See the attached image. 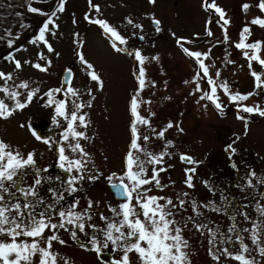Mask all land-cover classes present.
Masks as SVG:
<instances>
[{
  "label": "rangeland",
  "instance_id": "rangeland-1",
  "mask_svg": "<svg viewBox=\"0 0 264 264\" xmlns=\"http://www.w3.org/2000/svg\"><path fill=\"white\" fill-rule=\"evenodd\" d=\"M51 2L55 3L56 0H0V73L11 75V79L0 78V89L6 87L10 93H19L16 99H13L0 91V99L10 107H15L17 100L25 103L28 93L39 89L27 107L16 110L7 119L0 118V140L9 145L8 150L18 151L25 158L29 153H34L36 166L27 167L26 172H29L28 170L37 169L45 164L42 158H46L43 154L47 152L50 143H44V140L51 141L57 136L59 140L52 145L53 160L60 161L58 148L63 145L69 159L86 162L83 169L85 174L91 172L89 176L99 177L103 176L105 170L121 169V160H125L129 152L133 157L138 155L141 161L145 160L141 158L145 152L153 155L167 153L163 156L161 164L145 162L146 177L152 176L154 168L165 169L158 177L161 186L153 182L150 184L153 188L147 191L146 195L163 197L165 193L164 198L171 199L175 205V207L169 205L168 209L182 212L183 216L173 214L172 218L183 229L182 235L188 241L186 251L189 253L191 264H241L240 261L223 255L224 248L233 256L239 254L242 251L241 241L249 249L244 255L254 264H264V255L259 252V247H264V215L259 211L264 208V116L241 110L245 105L259 106L264 110V96L261 95L264 89L257 88L255 78L250 76L251 72L255 71L264 80V69L257 61H249L248 57L244 56L245 51H248L249 56L253 55V49L236 47L241 42L243 34L245 43H261V49L257 54L264 59V27L252 23L256 18L264 19V11L258 7L260 0H155V3L150 0H102V2L91 0L92 5H99V11L91 6L87 8L89 0H67L66 6L64 5L63 21L61 24L55 21L58 28L51 31L50 37L56 48L48 52L43 42H33L47 16L29 12L28 5L31 4L32 7L48 14ZM213 3L225 13L223 19L214 8L208 7ZM244 5L249 7L245 9ZM86 8L87 15L93 17L91 19L100 17L97 19L107 21L126 40L124 44L118 41L121 45L129 43L137 47L140 54L143 53L142 56L146 58L143 65L137 61L138 71L141 67L145 71V86L138 93L135 92L138 95L134 93L136 97L132 98L131 93L137 81L133 75L137 71L131 72L134 65L133 52L122 49L117 51L118 47L109 46L106 39L108 33L100 25L91 22L87 25ZM153 16L160 20L159 31L154 28L157 25L152 22ZM75 20L79 22L72 23ZM224 20L229 23L225 25ZM71 27L76 29L73 32V42L72 34L69 33ZM245 27L250 29L249 33H243ZM140 35L144 37V42L139 39ZM179 35L185 36L186 41L179 42L177 40ZM10 39L14 41L11 47L8 44ZM46 39L51 44L48 33ZM79 40L85 42L79 54L83 59L73 60L70 56L71 53L73 56L78 53ZM71 43L72 48L69 46ZM184 49L207 53L206 58L201 57L209 68L207 75L199 68L197 60ZM11 54L14 56L11 57ZM15 61H20L22 68L17 69ZM48 61H51V64L46 72L33 67L37 63L46 66ZM85 61L97 71L102 86L96 81L95 93L83 98L85 90L93 82L88 75L91 70L87 68ZM73 62L77 65L80 75L76 77L71 87L78 90V95L72 97L68 94L63 100L67 101L69 114L73 110V101L85 105L79 110L78 115H85L87 127L82 126L79 121L74 126L77 131L84 134L89 129L95 132L94 135L91 133L86 135L87 138H79V143L87 156L73 152L69 148V144L74 145L77 140L71 137L68 141L63 140L68 121L56 114V105L49 106V97L45 95L51 90L58 89V85L62 86L60 71L64 65ZM209 78L217 86L218 102L221 105L225 103L224 115L211 100L201 99L205 93L210 92ZM84 79L87 83L85 90L81 88ZM24 82L28 84V88L19 87ZM223 83L228 84V93L219 87ZM65 90L67 92V88ZM236 94L248 95V99L231 101L230 96ZM134 98L140 103V108L143 107L141 117L148 121L146 124L138 125L135 122V134L132 131L133 124L129 111V105L132 104L130 100ZM52 99L61 101L60 92H53ZM239 113L246 116V121L237 118ZM249 118L253 120L247 123L245 129V123ZM169 123L173 127L168 128L164 136L160 137L158 133ZM33 125L39 127L40 140L33 135ZM60 126H64L65 129L59 130ZM135 137L136 143L144 151L131 147ZM144 137L148 139L144 140ZM229 145L231 149H235L234 153L229 149ZM183 153L190 155L199 163L182 161L180 157ZM112 159H115L112 165L102 168L101 174L92 172L100 164H108ZM55 163L50 160L48 164ZM192 165H197L198 173L192 175L194 187H188L185 183L188 175L186 169ZM51 167L57 171L59 169L57 165ZM26 172L23 177L21 174L14 177L18 182L9 190L15 195L6 194V201L9 204L18 202L23 207L25 198L20 195L17 188L20 185L27 186L33 174ZM69 173L70 178L80 175L75 169L72 170L73 176L71 172ZM39 176L42 183L37 186V192L40 191L41 195L36 199L28 198L35 205L28 211L35 215L36 219L41 218L40 213H45L51 223L59 224L60 217L55 212L57 209L55 194H51V189L43 194V188L48 186L47 178ZM102 180L103 178L86 186L84 191L81 188L76 192L70 191L75 195H72L67 210L78 201L76 212L84 213L87 209V215L92 214L90 218L92 222L96 217H100L101 207L94 203L93 195H97L99 191L104 192ZM249 180L252 181L251 186L248 185ZM58 185L60 186V183ZM75 185L85 184L79 180ZM52 186H56V183L54 182ZM179 192L180 199L176 201L174 196ZM81 194L85 196L80 201ZM166 199L160 200L159 203L165 204ZM89 201H92L90 209ZM180 201H184L183 207L180 206ZM193 202L196 208L195 224H206L216 233L214 244L207 241L212 239L208 228L197 231L194 227ZM120 204L118 201L113 202L117 211ZM215 208H219L220 211H214ZM104 213L105 216L110 215L108 209ZM242 213H247L248 219H245ZM254 224L260 225L259 246L252 243L251 232L245 231L252 229ZM66 227L69 230L62 228L45 230L40 240L41 247L46 246L47 238L53 234L65 241L64 244L52 242L51 251L58 254L57 264H65V260L68 264H102L98 261L97 253L89 250L93 247L89 243L90 237L99 235L96 228L93 229L89 223L85 224L86 231L83 232L75 225ZM231 229L235 231H230ZM72 231L77 233L75 239L71 235ZM205 233H209L210 238H203ZM237 236L241 239L237 240ZM0 239L8 241L10 238L4 236ZM31 239L25 236L18 238L29 243ZM100 239H103L102 235ZM210 248L220 256L219 260L213 259L209 254ZM131 262L139 264L138 258L137 261L133 258ZM32 264H39V255L33 257Z\"/></svg>",
  "mask_w": 264,
  "mask_h": 264
},
{
  "label": "snow or ice",
  "instance_id": "snow-or-ice-1",
  "mask_svg": "<svg viewBox=\"0 0 264 264\" xmlns=\"http://www.w3.org/2000/svg\"><path fill=\"white\" fill-rule=\"evenodd\" d=\"M150 2L155 3V0H150ZM66 0H59L57 5V12L64 11V5ZM89 4L91 7L95 8L96 11H99V5H92L91 0H89ZM208 7L214 8L216 12L220 14V17L223 19L225 13L216 7L213 3L208 5ZM249 5H244V8L247 9ZM258 7L264 11V0H260ZM28 11L32 13H39L41 15H46L47 19L43 22L42 26L39 29L38 36L33 41L34 43L37 41L43 42L48 51H53L52 45L48 43L46 39V33L52 31L50 29V25H55L54 17L56 12H53L51 15L47 13L41 12L40 9L32 7L31 4L28 5ZM89 19V17H85ZM91 23L98 24L101 28L116 40H118L121 44L126 43V40L119 35V33L111 27L107 21L101 19L91 20ZM154 23L157 25V31H159V20H155ZM229 21L224 20V24L227 25ZM253 24H258L264 27V19L256 18L252 21ZM139 27V26H137ZM250 29L245 27L243 29V33H249ZM9 35H11L9 33ZM209 35L211 33L209 32ZM245 37L242 34V40L240 43L236 45L237 48L240 49H253L255 50L253 55L249 56L248 51L244 52V56L248 57L249 61H257L261 68L264 69V59L257 54L261 49V43L256 42L252 44H247L244 42ZM14 41L11 39L8 41L9 47L12 46ZM115 46V45H114ZM120 51V48L116 49ZM184 51L194 57L199 65V68L203 71L205 75L208 74L209 68L205 65L204 60L201 59L202 56L207 57V53L200 52H190L188 49H184ZM41 59H43V54H40ZM136 59L143 65L144 60L139 51L135 53ZM83 59V57H81ZM158 59V58H157ZM87 64V68L91 71L89 72L90 78L94 81H97L102 86V81L100 80V76L94 71L93 66L91 64ZM51 61H48L46 66H42L37 63L34 64L33 67L37 68L40 71L46 72L48 70V66H50ZM15 66L17 69L22 68L20 61H15ZM251 67V63L249 64ZM145 71L144 68L141 67L139 71V86L141 89L145 86L144 79ZM199 76V73L197 74ZM253 77L256 81V87L264 89V80L261 79V75L257 72H252ZM219 76V73H217ZM0 78L11 79V75L7 76L4 73H0ZM70 78V72H69ZM208 83L211 85V89L209 93H205L201 99L207 98L211 100L215 107L218 110H222V105L218 102L219 98L216 96L217 86L215 82L209 78ZM21 88H28V84L26 82L19 85ZM220 88L224 90L225 93H228V88L226 84H220ZM199 90V88L197 89ZM4 93L10 95L13 99L19 95L17 92H9V90L5 87L0 89ZM39 89H34L28 93L27 102L21 103L18 100L16 101L15 107H10L7 105L4 100L0 99V118L7 119L13 113L20 109L27 107L28 103L32 101L33 96ZM62 89L51 90L49 93H46L49 97V106L55 104V111L58 116L63 117L68 121L67 130L63 135V140L68 141L70 137L77 142L73 144H69V148L73 152H80L83 156H87L88 154L84 151L83 147L79 143V138H87L83 132H79L75 128V124L77 121L84 126L87 127L86 117L85 115H78L80 109H82L84 104H76L73 101V110L69 114L67 111V101H55L52 99L53 92H61ZM70 94L72 97H76L78 95V90L68 87L65 95ZM251 95V93L249 94ZM231 101H242L247 100L248 95H231ZM90 106V105H88ZM137 101L134 98L131 104V111L134 115H136L137 120L140 123H148L146 119L140 117L137 113ZM241 110L246 113H258L260 116H264V110L260 109L259 106H242ZM238 119L244 120L245 117L238 114ZM173 127L171 123L167 125V127L158 133L160 137L164 136V132L167 131L168 128ZM245 129H247V122L245 123ZM132 131L136 133V126L133 124ZM183 131V129H180ZM246 134V133H245ZM33 135L36 139L40 140L41 137L33 132ZM148 137H144V140H147ZM44 143H49V141L44 140ZM133 149H137L140 151H144L141 149L140 145L136 143V139L133 140L131 145ZM9 145L5 144L2 140H0V237H9L8 241L0 239V264H32L33 257L39 255V264H57V255L52 249V242L58 241L61 244H64L65 241L60 240L59 237L55 234L49 236L46 240V246L41 247L40 240L44 236L45 230H55L57 228L69 230L67 225H75L81 232L84 231V223L83 220L87 215V209L84 213H78L75 209L78 207V201H75L68 210L58 211V215L60 217V223L54 224L51 223L50 219L46 218L45 213H40V219H36L35 215H33L30 211L31 208H34L35 205L28 200L29 197H38L37 186L41 185L42 180L39 176V170H37V178L33 181L32 186L25 189L23 187L17 188V191L25 198V203L23 207L20 203L9 204L6 201V194L14 196V193H10V187H15L17 184V180L14 177H17L24 168L26 167H34L35 159L34 153H29L27 157L21 156V154L16 151H10ZM229 149H231V145H229ZM234 153L235 149H231ZM59 159L61 161L60 167L65 171L71 172L75 169L80 173L78 176H73L69 180V191L76 192L78 189L72 185H74L77 181L84 179L83 169L85 168V161L80 159L71 160L68 156L65 155V148L63 145L59 146ZM167 153H162L160 155H153L151 153L145 152L146 157H148L147 161H141L138 157L134 158L132 153L129 152L126 158V172L121 176H116V174H112L107 177V180L110 183V186L115 189L119 195L124 199V202L119 205L120 211H117L116 208H112L111 211L115 216L121 217L117 220H109L107 217H104L101 214V219L106 221V225L104 229H101L103 239H97V236L93 235L90 237L89 243L93 246L91 251H95L98 256H103L104 250H109L110 252H120L122 255L119 259H113L109 262V264H132L130 256L135 253L139 264H191V260L189 258V253L186 251L188 248V241L183 237L182 232L183 229L177 225L173 217L172 211L168 209L169 205L175 207L171 199H166L164 197H156V196H147L146 193L149 189L144 188L145 185H150L153 182L157 186L160 185V181L158 179L159 173L161 171H165V169H153V174L150 179L144 178L145 176V162L149 164H161L163 160V156ZM181 160L186 161L192 164H198V161H195L192 157L187 155H181ZM135 167V171L133 170ZM196 169L189 168L186 169L187 179L185 183L188 187H194L192 183V175L195 173ZM255 175V173H252ZM116 178L119 182L113 183V179ZM89 180L99 179V176H89ZM125 179L130 181V183H125ZM8 183V186H6ZM252 181H248V185L251 186ZM187 195V193H185ZM62 199V197H60ZM166 199L165 204H160V200ZM133 200H135V204H133ZM184 201H180V206L183 207ZM51 207V206H49ZM92 207V201H89L88 208ZM193 207L195 209V203L193 202ZM214 211H220L219 208L213 209ZM261 215H264V208L259 209ZM15 213V214H13ZM199 215V213H197ZM245 216V219H248L247 213H242ZM27 216V223H25V217ZM143 217V219H141ZM91 218L90 216L88 217ZM191 219V217L189 218ZM93 229L96 228L95 225H91ZM194 227L197 231H201L204 228H208L206 224H194ZM209 233L212 236L209 243H215L216 233L212 231V229L208 228ZM230 231H235V229H231ZM245 231L251 232V240L253 244L259 246L260 244V225L254 224L252 229H245ZM73 239L76 238L77 233L75 231L71 232ZM25 236L32 238L31 243L28 241H20L19 237ZM241 238L237 236V240ZM111 246V247H110ZM82 247H86L82 245ZM241 249L242 251L239 254L233 256V254L227 249H223V255L230 256L236 261H240L241 264H254L251 259H248L244 253L248 252V246L241 241ZM259 252L261 255H264V247H259ZM209 254L215 260H219L220 256L214 253L211 248L209 249ZM65 264H68L67 260H65Z\"/></svg>",
  "mask_w": 264,
  "mask_h": 264
},
{
  "label": "flooded vegetation",
  "instance_id": "flooded-vegetation-1",
  "mask_svg": "<svg viewBox=\"0 0 264 264\" xmlns=\"http://www.w3.org/2000/svg\"><path fill=\"white\" fill-rule=\"evenodd\" d=\"M67 1V0H66ZM100 2H102V0H99ZM58 3H59V0H56V2L55 3H53V2H51V4L49 5V11H48V14L49 15H51L53 12H56V15H55V17H54V20L57 22V23H60L61 24V21H63V12L61 13V12H57L56 11V9H57V5H58ZM92 3H93V1H92ZM65 6H66V4H65ZM64 6V7H65ZM88 7H90V4L88 3V6H87V8ZM87 8H86V12H85V17L87 16V17H89L88 15H87ZM67 10V9H66ZM73 12H74V10H72V14H73ZM72 14H71V18H72ZM91 18H93L92 16H90L89 17V19H86V21H87V25H88V22H90L91 20H93V19H91ZM97 18H100V17H96L95 19H97ZM156 20V17H154L153 16V24L154 25H156L155 23H154V21ZM159 20V19H158ZM160 21V20H159ZM73 22H79L78 20H75V21H72V23ZM98 25V24H97ZM162 26V25H161ZM50 27V29H52V31L53 30H55V29H57L58 27L57 26H53V25H50L49 26ZM80 27V25L78 26V28ZM81 27H83V24H81ZM87 27V26H86ZM159 27H160V25H159ZM77 28V29H78ZM154 28H157V26H154ZM63 30L64 31H66L65 30V27H63ZM76 29H74L73 27H71L70 28V31H69V33H71L72 34V41L71 42H73V40H74V38H73V32L75 31ZM86 31V30H85ZM210 32V31H209ZM52 35H51V31L50 32H48V40H49V42H51V44L53 45V51L55 50V45H54V42H53V40H52ZM82 36H84V32H83V35ZM106 39H108V44H109V46H114V47H118V48H120V49H122V50H125V51H127V52H133L132 54H133V68H132V73L133 72H136L137 71V73H133V75H134V77L137 79V81H136V86H135V88H134V91L132 90V98L133 97H136V95H138L137 93L140 91V90H142L141 88H140V86H139V71H138V69L136 68L137 67V59H136V57H135V53L137 52V51H140L137 47H135V46H131V45H129V43H127L126 45H121L119 42H118V40H116L114 37H112L110 34H107V38ZM139 39L142 41V42H144V37L143 36H139ZM186 37L185 36H181V35H179L178 36V38H177V40L179 41V42H182V41H186ZM84 43L85 42H83V41H81V40H79L78 41V44H77V51H78V53L76 54V56H73L72 55V53H71V56H70V58L71 59H73V60H81V58L79 57V54H80V50H81V47L84 45ZM71 48H72V43H71V45H69ZM49 52V51H48ZM143 53H141V55H142ZM72 69L73 70V79H72V83L68 86V87H71V85L74 83V81L76 80V77L77 76H79L80 74H79V70H78V67H77V65L73 62V63H71V64H66V65H64L63 66V68L61 69V75L59 74V77H60V83H61V85H62V77H63V74L65 73V71L67 70V69ZM90 72V71H89ZM89 72H88V75H89ZM96 73H97V71H95ZM253 72V71H252ZM252 72H251V74H250V76L251 77H253V75H252ZM84 75V74H83ZM90 76V75H89ZM254 78V77H253ZM226 80H228V78H225ZM99 83V82H98ZM87 83H86V80L84 79L83 80V84L81 85V88L82 89H84L85 90V88H86V85ZM223 84H226V86H227V88H228V84L227 83H223ZM96 85H97V82L96 81H94L93 80V82H92V85L87 89V90H85L86 92H85V96H83V98H85L87 95H92V94H94L95 93V88H96ZM68 87H66V88H68ZM57 88L58 89H62L63 90V85L62 86H57ZM65 89V88H64ZM135 92H137V93H135ZM61 93V92H60ZM136 95H135V94ZM262 95V94H261ZM67 96V95H66ZM264 96V95H263ZM139 98V97H138ZM63 100V99H62ZM133 101V99H131L130 100V103ZM137 103H138V107H137V113L139 114V116L141 117V116H143L142 115V109H143V107L142 108H140V103L137 101ZM129 111H130V113H131V119H130V121H131V123L132 124H134L135 122L137 123V125L138 124H140V122L137 120V118H136V115H134L133 114V112L131 111V106L129 105ZM221 112H222V114L224 115L225 114V103H223L222 104V110H221ZM239 115H240V113H239ZM242 116H244L245 117V119L244 120H242V121H246V116L245 115H242ZM253 120V118H249V120L247 121V123H250L251 121ZM38 128L39 127H36V125H33V130H34V132L37 134V135H41V132L38 130ZM161 128H163V125H161ZM65 129V127L64 126H60L59 127V130H64ZM89 133H91V134H95V132L92 130V129H89L88 130V132L85 134V136L86 135H88ZM133 138V137H132ZM131 138V139H132ZM135 139H137V137H135ZM59 140V138L56 136L55 138H53L51 141H49V143H50V145H49V148H47V152L45 153V154H43V156H45L46 158H42V159H44L45 160V164L43 165V166H41V167H39V168H37V169H30V170H28L29 172H26V169H27V167L26 168H24L23 170H22V172L20 173L21 174V176L23 177L24 176V172H26L27 174H33V175H31V177H30V179L28 180V184H27V186H24L23 188H25V189H27V188H29L30 186H32V184H33V181L37 178V170H39V175H41V177L43 178L44 176H45V178H47L46 179V182H47V184H48V186L47 187H41V188H43V194H45L46 193V191H49L50 189H51V194H55V202H56V205H57V209H56V213H58V211H61V210H67V205L70 203V199H71V197H72V195L74 194V193H71L70 191H69V180H70V173L69 172H67V171H65L64 169H62L61 167H60V163H61V161H57V160H53L52 158L54 157V155H53V149H52V145L55 143V141H58ZM66 155V154H65ZM50 156V157H49ZM49 157V158H48ZM136 157H138V155H136L134 158H136ZM127 158V157H126ZM142 159H144L145 158V160H147L148 158H146V155H144V156H142L141 157ZM50 160H52V161H54V162H56L54 165H50V164H48L49 163V161ZM115 159H112V160H110L109 162H108V164H105V165H102V164H100L99 166H97L96 168H94L93 169V173L94 174H96L97 172H99L100 174H101V170H102V168H104V167H109V166H111L112 165V162L114 161ZM144 160V161H145ZM122 161V168L121 169H114V168H111L110 170H105L104 171V173H103V176L101 175L100 177H99V179H95V180H89L88 179V177H89V175H90V173H88V174H85L84 172V174H83V176H84V179H82L81 180V182L83 183V184H85V185H72V186H74V187H76L77 189H79V188H81V190L82 191H84L85 189H86V186H90V185H92V184H94V183H96L98 180H100L101 178H103V180H102V182H103V187H102V189L104 190V192H102V191H99V192H97V195H93V200H94V203H98L99 205H100V207H101V211H100V213H99V216L100 217H96V219L92 222V221H90V219L88 218L89 216L90 217H92V214L91 213H88V215L87 216H85V218H84V220H83V223H84V231H86L85 230V224L86 223H89L90 225H95L96 226V230L99 232V235H95V236H97V239H100V235H102V233H100L101 232V229H104L105 228V225H106V221L105 220H102L101 219V214H103V216L104 217H107L109 220H117L118 221V219H120L121 217H118V216H115L114 215V213L111 211V209L112 208H116V207H114L113 206V202L114 201H118V202H120V203H123L124 202V199H121V198H118L117 196H116V193H115V191H114V189L110 186V183H109V181L107 180V177L108 176H110V175H112V174H116V176L118 177V176H121V175H123L125 172H126V159L125 160H121ZM47 164V165H46ZM46 165V167H45V169H43V167ZM55 165H57V167L59 168L58 169V171L56 170V169H51L52 167L51 166H55ZM35 166H36V164H35ZM195 168L196 169V171H195V173H193V174H191V175H196L197 173H198V169H197V165H192V167L191 168ZM134 171L136 170L135 169V167H134V169H133ZM71 175H72V171H71ZM73 176V175H72ZM144 178H146V179H150L151 177H146V171H145V176H144ZM56 183V186H52V184L53 183ZM113 183H118L119 181L116 179V178H114L113 179V181H112ZM58 183H60V186L58 185ZM125 183H130V181H128L127 179H125ZM163 183H165V182H163ZM192 183H195V181H192ZM20 187H22V185H20ZM144 188H146V189H151V188H153V186H151V185H145L144 186ZM148 190V191H149ZM39 195H41V192L39 191L38 192V196ZM75 195V194H74ZM180 195H181V193L179 192L178 193V195H176V196H174V200H176V201H178L179 199H180ZM84 196L85 195H79V200L81 201L83 198H84ZM165 196V193H163V197ZM60 197H62V199L60 198ZM78 197V196H77ZM33 198H37V197H33ZM186 199V198H185ZM40 200H41V198H40ZM90 200H92V199H90ZM106 209H108L109 210V212H110V215L109 216H105V213H104V211L106 210ZM117 209V208H116ZM118 211H120V209L118 210ZM196 208L194 209L193 208V219H192V221H193V224H195L196 223V218H195V215H196ZM172 213L174 214V215H178V214H182V212L179 210L178 212H177V210H173L172 211ZM182 216H183V214H182ZM88 218V219H87ZM102 237H103V235H102ZM203 238H210V235H209V233H205V234H203ZM208 242L210 241V239H208L207 240ZM205 243H206V241H205ZM206 245H207V247H209L208 246V244L206 243ZM111 247V246H110ZM103 252H107V253H110L111 254V256H112V258H110V257H107V256H102V257H100V256H98V254H97V258H98V261L100 262V263H102V264H109V262L110 261H112L113 259H119L120 258V256L122 255V253H120V252H110L109 250H104ZM95 256H96V254H95ZM109 256V255H108ZM135 259L136 261H137V256L135 255V254H131V256H130V259L132 260V259Z\"/></svg>",
  "mask_w": 264,
  "mask_h": 264
},
{
  "label": "water",
  "instance_id": "water-1",
  "mask_svg": "<svg viewBox=\"0 0 264 264\" xmlns=\"http://www.w3.org/2000/svg\"><path fill=\"white\" fill-rule=\"evenodd\" d=\"M69 72H70V78H69ZM72 78H73V70H71V69L66 70L65 73H64V75H63V80H62L63 85H64V86H68V85L71 83ZM64 94H65V93L62 92V98L65 97ZM262 94H264V92H263ZM183 155H186V154H183ZM187 156H189V155H187ZM114 190H115V189H114ZM115 192H116V194H117V196H118L119 198H122L116 190H115ZM108 255H109V256H108ZM103 256H107V257L112 258L111 254H110V253H107V252H103Z\"/></svg>",
  "mask_w": 264,
  "mask_h": 264
},
{
  "label": "trees",
  "instance_id": "trees-1",
  "mask_svg": "<svg viewBox=\"0 0 264 264\" xmlns=\"http://www.w3.org/2000/svg\"><path fill=\"white\" fill-rule=\"evenodd\" d=\"M14 56V54H11V57H13Z\"/></svg>",
  "mask_w": 264,
  "mask_h": 264
}]
</instances>
